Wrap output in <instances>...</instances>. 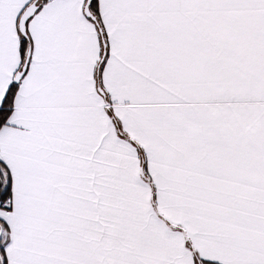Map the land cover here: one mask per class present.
<instances>
[{
	"label": "snow or ice",
	"instance_id": "1",
	"mask_svg": "<svg viewBox=\"0 0 264 264\" xmlns=\"http://www.w3.org/2000/svg\"><path fill=\"white\" fill-rule=\"evenodd\" d=\"M0 264H264V0H0Z\"/></svg>",
	"mask_w": 264,
	"mask_h": 264
}]
</instances>
